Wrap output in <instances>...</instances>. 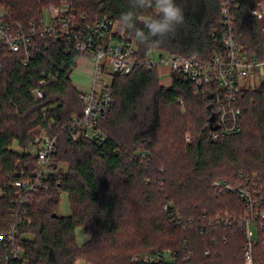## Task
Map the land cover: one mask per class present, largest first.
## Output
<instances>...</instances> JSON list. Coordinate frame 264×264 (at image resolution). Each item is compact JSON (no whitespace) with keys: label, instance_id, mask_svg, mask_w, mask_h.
<instances>
[{"label":"trees","instance_id":"16d2710c","mask_svg":"<svg viewBox=\"0 0 264 264\" xmlns=\"http://www.w3.org/2000/svg\"><path fill=\"white\" fill-rule=\"evenodd\" d=\"M239 2L233 34L247 56L264 58L262 21L251 12L261 0ZM176 3L185 21L160 45L140 44L126 33L136 42L138 62L151 50L209 59L220 46L212 32L220 26L221 0ZM1 5L24 22L39 11L37 0ZM129 10V0H80L89 20L107 12L118 20ZM155 11L138 15L147 19ZM136 27L143 29V22ZM83 55L66 39L41 41L27 62L23 52L0 50V235L19 208L14 181L37 168L24 149L47 131L58 135L55 163H66L67 171L61 167L49 175L29 205L31 224L19 237L29 264H244L247 239L238 219L247 205L237 190L213 184L221 179L235 188L249 185L264 210V81L238 96L241 131L215 139L209 124L218 114L214 90L197 95L174 71L166 86L157 67L138 63L113 79L115 102L100 122L106 138L73 140L63 124L83 113L80 89L71 81ZM49 75L56 79L35 98L32 90ZM63 191L68 215L59 212ZM79 226L91 232L82 244L76 241ZM8 246L0 238V264H20L5 259ZM253 256L255 264H264V226H257Z\"/></svg>","mask_w":264,"mask_h":264},{"label":"built area","instance_id":"2783aa9c","mask_svg":"<svg viewBox=\"0 0 264 264\" xmlns=\"http://www.w3.org/2000/svg\"><path fill=\"white\" fill-rule=\"evenodd\" d=\"M37 3V15L27 22L14 20L10 6H0V50L5 48L23 52L26 57L24 62H27L30 52L41 41L50 45L59 39H66L76 50L83 52V56L94 59L91 86L87 90H80L83 113L63 124V129L69 132L73 140L85 137L101 142L106 138L100 122L107 117L115 102L113 79L115 76H126L138 63L148 67L165 66L169 68L170 77L173 71L181 74L193 84L197 95L214 90L218 114H214V121L209 123L213 138L241 131L239 120L242 110L236 101L241 90L252 85L246 79L264 73V58L247 56L233 34L235 11L240 7L239 0H221L220 26L212 32L213 35L219 34L220 46L209 59L196 54L186 56L159 51L157 58L149 52L139 62L135 56L136 42L131 36L120 32L118 20L110 13H103L89 20L88 14L80 11V0H37ZM251 12L258 15V8H253ZM55 79L54 75L40 79L38 86L32 90L33 96L43 97V86ZM187 139H190V135H187ZM24 151L37 159V168L32 175L27 176L23 172V177L14 181L19 208L12 211L10 227L0 238L9 245L5 259L29 264L19 243V237L22 236L20 231L31 224L29 205L34 195L46 185L47 177L59 172L62 167L60 163H55L58 135L42 131ZM213 185L231 192L237 190L244 199L247 212L238 219L239 225L245 229L247 239L244 264H255L253 246L257 226H264V210L259 208L249 185L235 188L221 179L216 180ZM217 221L225 220L217 216Z\"/></svg>","mask_w":264,"mask_h":264},{"label":"clouds","instance_id":"9594fccd","mask_svg":"<svg viewBox=\"0 0 264 264\" xmlns=\"http://www.w3.org/2000/svg\"><path fill=\"white\" fill-rule=\"evenodd\" d=\"M132 10L123 12L118 18L121 33L131 32L133 38L146 46H158L185 21L184 10L176 0H129ZM155 8V14L147 19L138 15V10ZM144 28L136 27L137 21Z\"/></svg>","mask_w":264,"mask_h":264},{"label":"rangeland","instance_id":"374dc122","mask_svg":"<svg viewBox=\"0 0 264 264\" xmlns=\"http://www.w3.org/2000/svg\"><path fill=\"white\" fill-rule=\"evenodd\" d=\"M258 8V15L260 17V20L262 21V29L264 31V15H263V9H264V0H261L260 4L257 6ZM150 53H152L153 55H155V57L157 58L159 56V51L158 50H151ZM94 63V59L92 57H85L82 56V58H80L79 63L77 65V67L74 68V70L71 73V81L72 83L80 90H87L88 88H90L91 86V78H90V74H86V70L89 71V69H91L92 64ZM160 74H161V82L162 84L168 86L171 84V77L169 75V68H164V67H160ZM110 78L108 77V80ZM247 82L252 83L251 86H255L257 84H259V81H264V73L260 74V76H251L249 78L246 79ZM187 135H190L189 132L186 133L185 137H187ZM187 140V138H186ZM14 147H16L14 145ZM60 165L62 166V169L65 171H67V164L66 163H62L60 162ZM71 209H70V203H69V196L68 193L63 191L60 194V204H59V212L62 215H68L70 213ZM76 241L78 242V244H82L83 242H85L86 240H88L90 238L91 232L90 231H86L85 228L83 226H79L76 229ZM76 264H93L90 262H86L83 259H79Z\"/></svg>","mask_w":264,"mask_h":264},{"label":"crops","instance_id":"0c3cea01","mask_svg":"<svg viewBox=\"0 0 264 264\" xmlns=\"http://www.w3.org/2000/svg\"><path fill=\"white\" fill-rule=\"evenodd\" d=\"M161 67H164L165 68V66H161ZM167 68V67H166ZM165 68V69H166ZM160 67L158 68V70H159V74H160ZM93 72H94V65L92 64V67H91V69H89V71L88 70H86V74H90V78H91V80H92V77H93ZM168 72H169V70H168ZM160 76H161V74H160ZM160 80H161V77H160Z\"/></svg>","mask_w":264,"mask_h":264},{"label":"water","instance_id":"95a60500","mask_svg":"<svg viewBox=\"0 0 264 264\" xmlns=\"http://www.w3.org/2000/svg\"><path fill=\"white\" fill-rule=\"evenodd\" d=\"M214 119H215V115L212 114L211 117H210V122L212 123L214 121Z\"/></svg>","mask_w":264,"mask_h":264}]
</instances>
